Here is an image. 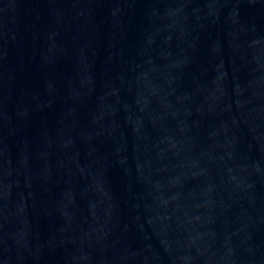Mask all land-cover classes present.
Instances as JSON below:
<instances>
[{
  "label": "water",
  "instance_id": "obj_1",
  "mask_svg": "<svg viewBox=\"0 0 264 264\" xmlns=\"http://www.w3.org/2000/svg\"><path fill=\"white\" fill-rule=\"evenodd\" d=\"M0 264H264V0H0Z\"/></svg>",
  "mask_w": 264,
  "mask_h": 264
}]
</instances>
